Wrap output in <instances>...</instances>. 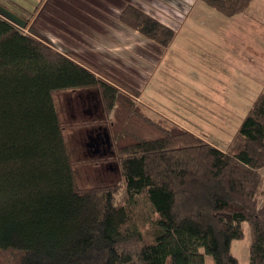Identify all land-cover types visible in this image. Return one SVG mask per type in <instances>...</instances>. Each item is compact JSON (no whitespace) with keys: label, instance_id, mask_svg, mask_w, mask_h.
<instances>
[{"label":"trees","instance_id":"obj_1","mask_svg":"<svg viewBox=\"0 0 264 264\" xmlns=\"http://www.w3.org/2000/svg\"><path fill=\"white\" fill-rule=\"evenodd\" d=\"M203 1L234 16L252 0ZM120 20L164 47L175 36L137 6ZM23 28L0 13V251L20 253L8 264H241L244 223L249 264H264V90L226 150L177 125L139 133L129 95ZM66 91L99 99L123 200L114 182L80 188L65 130L81 125L55 101Z\"/></svg>","mask_w":264,"mask_h":264},{"label":"rangeland","instance_id":"obj_2","mask_svg":"<svg viewBox=\"0 0 264 264\" xmlns=\"http://www.w3.org/2000/svg\"><path fill=\"white\" fill-rule=\"evenodd\" d=\"M44 1H41L39 7L48 11L54 6L59 10L60 6L55 1L63 0H47L42 7ZM89 1L78 0L79 10L82 2ZM132 2L133 4L126 3L123 8L110 12V24H98V28L88 35L89 38L77 33L74 27L71 29L73 23L63 24L68 27L65 29L68 32L65 39L52 34L47 28L45 17L36 16L37 4H30L27 0H0V13L18 26L26 25L23 29L27 33L48 43L55 50L85 66L89 65L96 72L99 71L100 74H96L113 82L129 95L139 108L135 114L140 124L139 133L152 132L144 125L147 121H151L152 128L153 124L166 129H173L177 125L226 150L250 108L264 90V0H252L243 12L234 16L224 15L203 0ZM130 5L151 13L153 17L156 15L159 21L174 29L172 42L164 47L122 23L120 15ZM91 23L86 22L89 25ZM78 26L84 31L82 22ZM61 34L64 36L63 32ZM112 34L115 35V40L106 38ZM73 36L78 38L75 40ZM113 41L114 44L108 47V42ZM128 50L131 51L126 55ZM132 51H141V56ZM119 55L130 60V63ZM113 57L125 66L116 65L114 68ZM149 75L152 76V87L148 91L158 93L160 89L167 93L163 102L153 99L152 108L140 97L141 87ZM104 76H108L109 80ZM81 93L87 101L84 106L91 110L90 115L81 113L76 105L81 99ZM94 97L89 92L66 91L56 94L55 101L64 123L77 122L81 125L78 128L66 127L65 130L67 145L76 160L75 172L80 188L88 189L114 182L116 197L120 201L125 198L124 179H120L111 141V148L104 155L88 153L86 147L85 152L82 149L83 136L102 132L99 127H102L101 119L104 115L98 100L93 104ZM174 119H179V123ZM92 128L100 130L93 131ZM262 172L264 174V170ZM136 207L141 213L149 210L145 195L139 196ZM244 227L245 236L241 240H234L232 248L241 264H249L251 233L247 223H244ZM148 230L147 225L145 231ZM19 258V252L0 251L1 263H12ZM166 264H169V260ZM206 264H214L209 255H206Z\"/></svg>","mask_w":264,"mask_h":264},{"label":"crops","instance_id":"obj_3","mask_svg":"<svg viewBox=\"0 0 264 264\" xmlns=\"http://www.w3.org/2000/svg\"><path fill=\"white\" fill-rule=\"evenodd\" d=\"M27 1H29L30 4H37L38 9H37V12L35 13L36 16L45 17L44 19L48 25L47 28L50 29L51 33L54 35H58L59 37H61L63 39H65L66 35H68L67 34L68 32H66V30H65L68 27H65L63 24L67 25V23H73V25L70 26L71 29L74 27L75 30H77L76 31L77 33H80V34L82 33L83 37L84 36L88 37V35L92 31H94L95 29L98 28V24H101V23H106V24L109 23L110 24V20L108 18V14L110 12L113 13V10L117 11L120 7L123 8L126 3L130 2V4L131 3L133 4V2H132L133 0H120V2H118L117 0H90L89 2H82L81 8L79 10V8L77 6L78 0H63L62 2H56L55 1V4L57 6H60L59 10H57L56 6H54V7H52V9L45 11L43 9H40V7H39L42 0H27ZM46 1L47 0H45L41 4L42 7L45 6ZM109 8H111L110 11H109ZM149 14L152 15L151 13H149ZM104 15H105V17H104ZM154 17L158 18L156 15ZM81 22L84 24V28H85L84 31H82L78 26V24H80ZM86 22H92V23L89 25V24H86ZM61 32L64 33V36L61 34ZM73 37L75 38V40H76V38H78L76 36H73ZM106 38H110L109 40H115V35L112 34L110 36H107ZM79 39H82V38H80V36H79ZM113 44H114V41H113V43L108 42V47H109V45H113ZM130 51L131 50L126 51L125 54L129 55ZM117 53L119 54V51ZM132 53L138 54L139 56H141V51H139V52L132 51ZM120 57H122V56H120ZM122 59L126 60L130 63V60H128V59H126L124 57H122ZM112 62H114L113 63L114 68H116V65H118V67H122L123 65L125 66V64L117 62L114 57L112 58ZM79 63L82 64L81 62H79ZM82 65H84V64H82ZM86 67H88L89 69H91L95 73L100 74L99 71L96 72L89 65ZM104 77L106 79H108L107 78L108 76H104ZM151 80H152V76L149 75L148 79L146 80L144 85L141 87L140 97L143 98L144 103H146L147 105H149V107L152 108V107H154V104H153L154 100L153 99H158L159 101L163 102V100L165 98L164 96H166L165 94H167V93L161 92L160 89L158 90V93L149 92L148 90L152 87L150 85ZM229 94L231 95V93H229ZM166 112H167V110H166ZM163 114L167 115V113H165L164 111H163ZM173 116L174 115H172V117ZM174 120H176V119H174ZM176 122L179 123V119L176 120Z\"/></svg>","mask_w":264,"mask_h":264},{"label":"flooded vegetation","instance_id":"obj_4","mask_svg":"<svg viewBox=\"0 0 264 264\" xmlns=\"http://www.w3.org/2000/svg\"><path fill=\"white\" fill-rule=\"evenodd\" d=\"M92 96H88V98H91ZM80 100L77 101L76 105L79 107L80 109V112L81 113H88L89 115L91 114V110L90 108H86L84 106V104L87 103L86 100H84V97H83V94L81 93L80 94ZM97 100L99 102V106H100V109L102 111V108H101V105H100V101L99 99L95 96L94 97V102L93 104L95 105L97 103ZM101 124H102V127H99L102 129V132L98 131V133H96L95 135H91V134H87V137H84L82 138V141H83V147L82 149L84 148V152H85V147H86V151L88 153H91L92 154H105L107 153L108 149L111 148L110 146V141H109V138L107 137V133H106V127L103 123V118L101 119ZM83 127V126H82ZM93 131H96V130H100V129H97V128H92ZM103 130H104V136H103ZM101 134V135H100ZM81 152V151H80ZM113 152V151H112Z\"/></svg>","mask_w":264,"mask_h":264},{"label":"water","instance_id":"obj_5","mask_svg":"<svg viewBox=\"0 0 264 264\" xmlns=\"http://www.w3.org/2000/svg\"><path fill=\"white\" fill-rule=\"evenodd\" d=\"M106 135H107V137L109 138V141H110V137H109L108 133Z\"/></svg>","mask_w":264,"mask_h":264}]
</instances>
